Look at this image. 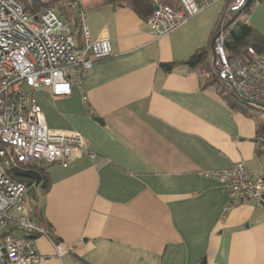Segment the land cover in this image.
I'll list each match as a JSON object with an SVG mask.
<instances>
[{"label":"crops","instance_id":"1","mask_svg":"<svg viewBox=\"0 0 264 264\" xmlns=\"http://www.w3.org/2000/svg\"><path fill=\"white\" fill-rule=\"evenodd\" d=\"M79 2L91 37H108L113 54L69 96L36 91L48 125L86 141L72 161L47 169L46 194H29L64 249L35 237L37 264H264V205L247 200L224 214L225 182L202 174L244 161L264 177V117L231 107L190 63L211 49L226 2L162 38L149 24L153 0ZM239 14L234 27L246 21L264 36V0Z\"/></svg>","mask_w":264,"mask_h":264},{"label":"built area","instance_id":"2","mask_svg":"<svg viewBox=\"0 0 264 264\" xmlns=\"http://www.w3.org/2000/svg\"><path fill=\"white\" fill-rule=\"evenodd\" d=\"M153 1L156 7L149 24L157 38L210 6L226 2L207 61L218 80L242 99L264 104V53L249 48L243 60L230 58L226 49L236 16L247 10L248 0H178L177 6ZM71 9L81 24L80 45L69 24L51 9L30 14L24 0H0V264H37L35 237L52 240L28 199L38 186L13 178L11 170L67 163L77 151L86 149L80 131L48 125L36 96L41 88H49L57 96L71 95L72 87L82 85L96 60L112 55L108 37H91L79 0L71 3ZM202 174L225 182L224 214L247 200L262 206L264 177L253 176L244 161ZM56 247L59 255L64 252L58 243Z\"/></svg>","mask_w":264,"mask_h":264},{"label":"trees","instance_id":"3","mask_svg":"<svg viewBox=\"0 0 264 264\" xmlns=\"http://www.w3.org/2000/svg\"><path fill=\"white\" fill-rule=\"evenodd\" d=\"M76 0H68L67 4L65 5H60L58 7L59 9V18L62 19L63 21L67 22L69 26L72 29V32L77 40V43L80 45V28L81 24L80 21L76 15V13L71 9V3ZM25 6H26V11L29 12L30 14H34L38 11H41V6H44L45 3L42 2V0H24ZM162 3H167L173 6L178 5V0H161ZM252 0H248L247 3V9L250 5ZM52 4V3H51ZM54 4V3H53ZM250 12V10L248 11ZM253 48L257 53H264V36L261 35L255 28H253L248 22H242L238 23L236 27H234L231 30V34L229 36V40L227 41V52L230 56V58L239 56L243 60H245V53H248V49ZM207 54V52L203 49L197 50V52L194 54L192 57L190 63L193 66H197L199 68V65L203 64L204 61V56ZM175 63H166L162 64L163 68L165 70L169 71L172 69L173 65ZM206 84H214L213 80H207L206 79ZM224 86V89H220V92L222 96L226 99V101L229 103L231 107L234 109H238L244 113H247L248 111H251L253 108L258 109L256 107H253V105L257 106H264V104L259 103V102H247L246 100L242 99L236 92L235 90L228 84L222 83ZM264 112L262 108L258 109ZM257 151L259 153H264V118L261 120L259 124V129H258V136H257ZM31 168L37 169L42 175H43V183H42V193L46 194L50 187H51V181L48 178L47 175V167H33L30 166ZM13 178L25 182L28 186L32 185L33 180L28 179V178H23V177H18L15 175H12ZM31 193V192H30ZM32 193H34L35 198L38 197V194H36V191L32 190ZM34 205V206H33ZM32 208L35 212V214L39 217L41 222L45 225L46 229L50 233L51 237L54 239V235L52 233L51 227L45 222L43 219V214L40 206H38V203H33ZM55 241H57L55 239ZM200 264H206V262L203 260Z\"/></svg>","mask_w":264,"mask_h":264},{"label":"rangeland","instance_id":"4","mask_svg":"<svg viewBox=\"0 0 264 264\" xmlns=\"http://www.w3.org/2000/svg\"><path fill=\"white\" fill-rule=\"evenodd\" d=\"M67 1L68 0H42V2L43 3H45L44 4V6H41V12H43V11H45V10H47V9H51L52 11H54L55 13H57L58 15H59V9H58V7L60 6V5H65V4H67ZM52 3V4H51ZM54 3V4H53ZM215 5V4H214ZM214 5H212V6H214ZM212 6H210L209 8H211ZM208 8V9H209ZM207 10V9H206ZM205 11V10H204ZM203 11V12H204ZM245 12V11H244ZM202 13V12H201ZM200 14V13H199ZM222 14V13H221ZM245 14V13H244ZM198 15V14H197ZM241 15H243V12L242 13H240L239 14V17L241 16ZM196 16V15H195ZM194 17V16H193ZM238 17V18H239ZM192 18V17H191ZM190 18V19H191ZM245 18V15H243V17L241 18V20H243ZM189 19V20H190ZM188 20V21H189ZM187 21V22H188ZM186 22V23H187ZM185 23V24H186ZM185 24H183L182 26H184ZM182 26H180V27H182ZM179 27V28H180ZM178 29V28H177ZM176 29V30H177ZM214 37H215V32H214V34H213V39H212V43H211V46L210 47H212V45H213V40H214ZM209 52V51H208ZM208 52H207V54H208ZM112 54H113V52H112ZM207 54H205V58H204V61H203V64H201V65H199V69H200V71H201V74L203 73V75H205V77L207 78V80H213V82L216 84V85H218V86H220L221 88H223L224 89V86H223V84L221 83V81L220 80H218V78L216 77V74H215V71L213 70V68L211 67V65L209 64V61H207V58L209 57V56H207ZM194 67H197V66H194ZM198 68V67H197ZM196 69V68H195ZM205 71V72H204ZM253 107H256V108H258V109H260V108H262L263 110H264V106H257V105H253ZM256 115H255V117L257 118V119H261L262 117H264V112L263 111H261V110H256V113H255ZM68 163V162H67ZM42 188V184L40 185V186H38V189H41ZM52 241L56 244V242L54 241V239L52 238ZM36 248V247H35ZM37 250V249H36ZM38 252V251H37Z\"/></svg>","mask_w":264,"mask_h":264},{"label":"water","instance_id":"5","mask_svg":"<svg viewBox=\"0 0 264 264\" xmlns=\"http://www.w3.org/2000/svg\"><path fill=\"white\" fill-rule=\"evenodd\" d=\"M96 121L99 123H103L101 118H96ZM11 172L18 177L28 178L33 180L37 186L41 185L43 183V175L37 170V169H31V168H21V167H15L11 170ZM264 205V201H263Z\"/></svg>","mask_w":264,"mask_h":264}]
</instances>
